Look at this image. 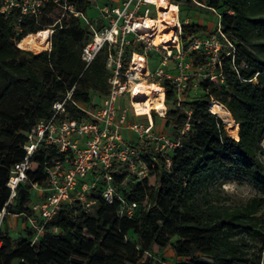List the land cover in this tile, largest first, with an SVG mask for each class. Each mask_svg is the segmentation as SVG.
<instances>
[{
    "label": "trees",
    "instance_id": "1",
    "mask_svg": "<svg viewBox=\"0 0 264 264\" xmlns=\"http://www.w3.org/2000/svg\"><path fill=\"white\" fill-rule=\"evenodd\" d=\"M180 1L218 11L220 31L231 46L213 78L201 83L202 96L191 97L189 85L178 98L170 80L163 79L166 111L163 116L151 113L152 132L165 131L177 146L162 156L148 144L143 158L153 168L142 179L123 164L113 165L112 184L119 198L136 204L133 215L119 214L116 197L111 204L104 202L99 182L87 192L96 200L89 213L78 201L63 204L35 243L29 226L19 240L0 230V264H168L153 249H170L177 258L173 264H264V0L171 2ZM69 2L84 14L92 3ZM50 8L54 6L47 3L40 17H23L18 33V13H0V210L9 199L11 169L25 155L26 134L53 116L54 103L63 102L60 120L79 122L88 118L83 109H95L108 93L107 49L86 65L82 49L90 34L83 21L58 16L49 23ZM46 29L53 30L49 50L32 53L18 47L25 35ZM206 32V26L184 24L179 40ZM187 59L195 68L208 60L200 49L191 50ZM211 101L229 112L238 126L237 138L209 109ZM63 157L54 146L31 156L28 181L19 184L7 206L10 215L28 213L33 202L41 201L33 197L32 185L45 187L46 169ZM165 158L171 160L169 168ZM216 174L242 176L258 195L233 207L213 202L206 189ZM149 176L155 177L154 185Z\"/></svg>",
    "mask_w": 264,
    "mask_h": 264
},
{
    "label": "built area",
    "instance_id": "2",
    "mask_svg": "<svg viewBox=\"0 0 264 264\" xmlns=\"http://www.w3.org/2000/svg\"><path fill=\"white\" fill-rule=\"evenodd\" d=\"M47 3L57 8L61 17L73 16L83 21L90 34V40L82 49V60L86 65L101 49H107L106 67L110 77L107 81L108 93L100 104L93 110L83 109L88 115L87 119L79 122L60 120L58 115L64 113L63 102H56L53 105V116L49 120H40L26 134L27 141L23 147L25 155L13 165L6 184L10 194L7 203L0 210V227L3 219L10 215L7 206L16 196L17 187L28 181L27 171L31 166V156L43 146H54L57 153L64 154L63 159H55L46 169L45 187L32 185V192L37 193L41 201L33 202L29 206V212L22 214L32 229L31 243L37 242L42 237L45 226L63 204L78 201L83 211L89 213L96 200L89 199L87 192L95 188L99 182L103 184L100 197L104 202L111 204L115 197L118 198L119 214L131 217L137 206L119 198L109 173L113 165L123 164L128 172L142 179L147 176L150 168H153V163L148 164L143 158V149L148 147V144L152 143L153 152L162 156L165 150H173L177 146L165 134L152 132L151 113L155 112L163 116L166 108L153 109L150 114H142L137 111L134 102L138 104L143 102L132 99L134 85L150 75L149 55L158 51L159 47L163 49L161 45H154L151 38L146 33L140 32L138 28V25L144 22V18L150 16L153 8L157 16L156 5L150 0H114L111 4L99 6L98 15L91 19L78 11L69 0H0V13L5 15L12 11L18 13L14 26L18 33L21 30L19 23L22 18L40 17ZM175 16L178 20L177 13ZM52 32L53 30L50 29L49 48ZM173 32L177 40L168 47L175 48L176 53L172 56V50L163 49L165 54L161 64L165 65L167 60L171 61L174 58L176 67L182 70L191 66V63L184 62L180 51L179 22ZM218 32L222 35L220 29ZM194 49H199V46L194 45ZM125 61L126 65H124ZM155 75L170 80L180 98L186 87L180 77H171L164 73L162 68H158ZM162 88L165 97V89ZM123 95L128 97L129 109L117 107L118 99ZM128 112L137 118L146 116V121L144 123L129 121ZM165 161L166 168H169L171 160L165 158Z\"/></svg>",
    "mask_w": 264,
    "mask_h": 264
},
{
    "label": "rangeland",
    "instance_id": "3",
    "mask_svg": "<svg viewBox=\"0 0 264 264\" xmlns=\"http://www.w3.org/2000/svg\"><path fill=\"white\" fill-rule=\"evenodd\" d=\"M171 1L173 0H168V2L171 3L170 5L175 6V4H173ZM91 2V7L87 10L86 15L87 17L92 19L98 14L99 6L111 4L113 0H91ZM177 5L178 20H176L174 24H176V22H179L182 26L184 24L195 23L206 26L208 28V32L198 36H193L186 42L181 43L178 39V44H180V51L183 54L184 62H190L187 59V55L191 50H193L194 45H198L203 55L208 58L207 64L200 68L189 66L188 68H184L181 70L176 67V62L173 58L171 59V61L167 60L165 65H162L161 63L164 61L163 54H165V52L162 48L159 47L158 51L153 52L148 59V70L150 72V75L147 78L143 77L144 79H142L141 82L148 84H157L162 88L161 83L163 79H165V77H159L155 75L156 70H158V68H162L163 72L170 75L171 77H180L182 82L185 83V90L190 85L189 94L191 97H199L204 94L201 90V83L208 78H213L214 74L216 73V64L219 63L221 56L229 49L230 45L225 37L220 35L218 32V29H221L222 27L221 18L218 11L209 10L205 7L199 6V4L197 3H193V5L189 6L185 1H180V3H177ZM60 15L61 13L57 8H50L46 10V16L49 23L56 20ZM149 17L157 18L156 10L154 8L151 11ZM182 46L185 47V50L182 49ZM18 47L23 50H28L32 53L45 51L40 49H25L20 46V43L18 44ZM170 48L168 47V50H172V56H174V54L176 53V49ZM183 96L184 93L180 95V98L182 99ZM94 101L96 102L98 100L94 99ZM212 102L213 101H211V103ZM117 107H126L129 109V101L126 95H123L118 99ZM216 111L217 112L214 113H216L222 120L228 135L235 138L238 128L236 129V131L235 129H233L234 127L232 126H234V121L232 120L230 114H228V116L224 113L226 111L224 107L221 110L216 109ZM225 115L227 116L224 117ZM128 120H134L139 123H144L146 121V118H137L134 117L130 112H128ZM162 133L169 137L165 131ZM261 145L264 148V138L261 141ZM260 159L264 163V155H261ZM148 182L150 185H154L155 177L149 176ZM206 190L213 202L230 207L244 204L251 198L258 195L257 190L252 186L248 179L242 176H229L227 174H216L208 181ZM33 197L36 199L37 193L33 192ZM27 226L28 224L26 222V219L22 214L8 215L3 219L0 230L7 231V229L9 228L11 230L10 235L12 236V238H14V240H19L20 238L26 237ZM153 252L161 257L167 258L168 264H173V262L177 261V258L172 254L170 249L159 251L157 249H153Z\"/></svg>",
    "mask_w": 264,
    "mask_h": 264
},
{
    "label": "bare ground",
    "instance_id": "4",
    "mask_svg": "<svg viewBox=\"0 0 264 264\" xmlns=\"http://www.w3.org/2000/svg\"><path fill=\"white\" fill-rule=\"evenodd\" d=\"M157 8V18H144V22L138 25L140 32L146 33L149 38H151L152 43L156 46H162L163 49H167L168 46L175 44L177 40L176 35L173 30L178 22L175 13H178L177 6L170 5L171 3L168 0H150ZM48 38L49 30H43L36 34H27L20 41V46L25 49H40L48 50ZM133 100H140L143 103L138 104L134 102L137 111L142 112V114H150L151 110H164L165 104L163 103L164 91L157 84H148L140 82L134 85L133 88ZM209 109L212 112H217L216 109H223V106L213 101ZM229 114L228 111L224 112ZM225 115L224 117H226ZM229 116V115H228ZM223 117V116H222ZM226 123V122H225ZM230 125V124H229ZM233 129L238 128L237 124L234 122ZM229 128V127H228ZM237 138V135H235Z\"/></svg>",
    "mask_w": 264,
    "mask_h": 264
},
{
    "label": "crops",
    "instance_id": "5",
    "mask_svg": "<svg viewBox=\"0 0 264 264\" xmlns=\"http://www.w3.org/2000/svg\"><path fill=\"white\" fill-rule=\"evenodd\" d=\"M113 1H114V0H113ZM175 6H176V5H175ZM177 8H178V7H177ZM97 15H98V14H97ZM97 15H96V16H97ZM96 16H94L93 18H95ZM10 231H11V230L8 228V229H7V232L9 233V235H10Z\"/></svg>",
    "mask_w": 264,
    "mask_h": 264
}]
</instances>
